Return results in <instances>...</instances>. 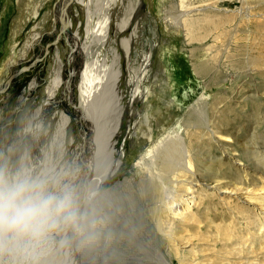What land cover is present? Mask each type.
Wrapping results in <instances>:
<instances>
[{
    "label": "rangeland",
    "instance_id": "rangeland-1",
    "mask_svg": "<svg viewBox=\"0 0 264 264\" xmlns=\"http://www.w3.org/2000/svg\"><path fill=\"white\" fill-rule=\"evenodd\" d=\"M77 1H68L70 19L72 32L80 31L83 44L85 18ZM171 3L173 0H144L136 8L131 27L117 35V39L115 23L126 15L128 3L124 0L125 8L121 9L120 3L117 7L114 4L111 13L118 17H113L114 30L110 31L109 38L115 39L117 45L108 43L102 47L88 43V57L84 60L77 42L63 28L67 19L60 17L61 0H0V89L8 76L17 73L0 93V158L14 166L23 163L34 172L47 169L53 175L63 176L65 182L74 184L82 194L93 195L90 204L97 220L98 236L89 244H80L69 232L70 244L59 255L60 264L172 263L174 258L156 230L154 207L158 187L147 183L137 186L140 180L133 165L148 148L150 140H156L173 127H180L182 132L183 126L189 124L188 137L196 156V172L202 174L204 183L213 187L216 184L212 182L220 181L227 192L244 182L252 190H264V22L255 35L256 40L242 41L246 35L243 26L237 28L241 40L230 42L228 34L223 35L222 42L211 50L216 54V62L196 75L193 66L203 63L204 51L213 43L205 47L188 45L182 36L168 34L160 19L164 11L172 10ZM36 5H40L38 17L32 16ZM249 11L254 23H260L257 17H264V3L252 6ZM33 32L41 36L23 57L24 44ZM132 36L130 61L123 58L121 62L119 94L112 90L108 101L98 103L101 108L90 107L89 100L99 101L106 85H111L108 79L116 70L111 48L119 47L124 57L120 40ZM149 48L153 53L151 68L138 86L139 95L130 105L135 86H130L128 81L133 76L135 80L139 78L141 60ZM87 63L88 71H92L91 83L81 97V75ZM97 68L93 82L92 73ZM55 71H60L62 85L44 110L43 129L41 133L36 128L27 130L26 123L33 110L46 100L45 91ZM104 72L99 83L100 87L105 83L101 87L104 90L96 91V80ZM205 92L209 96L205 99L207 102L203 98L199 101ZM81 107L88 109L84 115L89 120L88 126L82 121ZM61 115L69 119L63 138L55 136ZM116 124L120 126L114 139L116 153L110 156V147L105 148L106 156L99 166L94 161L96 166L91 168L94 172L87 176L84 162L91 161V157L86 145L96 140L88 128L93 127L95 134L101 126L109 137ZM208 124H211L210 130L219 128L229 136L230 148L223 149L224 143L217 137L210 140L201 133ZM117 153L121 156H116ZM117 159L121 162L119 168L114 162ZM106 169L107 173H114L116 169L112 180L99 192L89 193L86 177L94 180L97 170L96 175L100 176ZM164 192L163 188V196ZM223 193L222 190L214 198L203 199V203L193 206L192 220L183 223L175 220L169 225L173 236L182 244L186 242L180 248L182 257L200 264L236 263L233 261L237 257L233 253L236 249H255V242L249 235L243 237L245 229L239 228L245 218L239 213L249 212L251 208L239 199L246 198L244 192ZM246 218L250 219V214ZM236 223L239 229L230 240L224 241L219 227Z\"/></svg>",
    "mask_w": 264,
    "mask_h": 264
},
{
    "label": "bare ground",
    "instance_id": "bare-ground-1",
    "mask_svg": "<svg viewBox=\"0 0 264 264\" xmlns=\"http://www.w3.org/2000/svg\"><path fill=\"white\" fill-rule=\"evenodd\" d=\"M68 1L69 0H61L62 10L60 11V17L61 20L67 19V22L63 23V28H65L66 31H69L68 33L70 34L72 40L77 42L78 51L80 52V55L83 57V59H87L89 52L87 49L89 45L100 44L102 47L108 43H115L117 45V41L115 40L117 39V35L119 36L120 34H123L128 28L131 27L134 21V19L132 18H135L137 12L136 8L137 6L142 4L144 0H127L128 5L126 8L124 7V0H78L77 3H79L83 18H85V39L83 44H81L83 38L82 35L81 38L79 37L80 31L77 30L76 32H72L73 24L70 19L71 8L70 4H68ZM117 3H120V9L122 7L125 8L126 15L124 16V18H122V20L116 21L114 30L112 27L114 25L113 20L114 18L117 19L118 16L111 12L115 5L117 7ZM260 3H264V0H173V3H171L173 7L172 10L164 11L160 22L164 23L163 26H165V28L168 30V34L172 33L173 35L176 34L177 36H182L184 38V41L188 45L198 44L204 45L203 47H205L209 43H213L211 46L208 45V47L206 48L207 50L204 51L202 60L204 64L199 62V65L196 64V66L194 64L195 66H193L195 74L199 75L200 72L205 71L208 65L216 62V54L213 55L211 50L214 49L216 43L222 42L223 35L228 34L230 42L241 40L242 37L238 38L237 36V28L239 26H243L246 28V35L245 40L242 41H248V39L250 41V38L256 40L255 35L264 22V17L258 16L257 19H259L261 22L254 23V16L249 11V8H251L252 6H257ZM38 8H40V5L35 6L32 16H39ZM111 30H114L116 34L115 39H112V41L109 38V33ZM135 30L136 29H134V31ZM134 34L135 32L132 33V35ZM40 36L41 35L39 34V32H33L31 38L26 40V43L24 44V50L22 51L23 57L26 56L28 50L32 48V45L35 44L34 42L37 41ZM132 39L133 36L120 40V46L122 47L124 57L120 55L118 50L119 47L111 48L113 61L116 64V70L108 79L110 82L112 81L111 83H109L111 85L110 87L109 85H106L105 90L101 88L105 85V83L100 87L99 83L103 81V77L106 74L105 72L102 73L101 76L98 77V80H96V82H98L96 83V87L98 86V88H96L95 90L98 91L99 88L103 89V95L97 102L89 100L88 103H90V107L94 108L99 105V102H102L104 100L108 101L107 96L112 90H114L115 93L117 92V94H119L118 86L121 76V62L123 58L127 62L130 61V52L133 44ZM88 43L89 45H87ZM152 54V48H149L143 55L140 64L139 78H137L136 80L133 79L134 76L132 78H129L128 84L130 86H135V88L132 90V94L130 95V105L135 102L137 96L139 95L140 92L138 90V86L145 80V76L151 68ZM88 69L89 67L87 63L85 65V71L81 75L82 81L79 88V94L81 95V97L86 94L88 88L90 87L91 81L89 73H91L92 71L90 72L88 71ZM97 71L98 68L95 69L92 73L93 82L94 74ZM61 85L62 81L60 77V71H55L45 91L46 100L40 106H37L33 110L29 121H27L26 123L27 126L25 128L27 130L29 128L31 130L33 128H36L41 133L44 124V110L49 106V102H51V100L55 98ZM202 98L205 100L209 98V96L205 92L201 96L199 101H202ZM119 99H121V96ZM87 110L86 108H80V112L83 114L82 121L86 126L90 124L89 120L86 118V116H84L87 113ZM88 113H91V111ZM68 122V117L63 115L60 116L55 136L63 138V136L66 135ZM188 125H182L184 128L182 132H180V127H173L172 129L165 131L156 140H150L151 143L148 148L140 155L136 163L133 165L134 168L137 169V179L140 180V183L137 186H142L141 184L147 183L152 187L154 185L156 186V188L158 187V193L156 196L157 203L154 207V211L156 212V230L158 232V235L160 236L161 241L165 242V245L169 249L170 256L172 257V259L174 258V262L172 261V263L167 264H200L198 262H195L194 259H187L181 256L180 248L184 244H186V242L184 244L179 242L173 236L172 228L169 227V225H173L175 220L181 223L186 220H192L194 216L191 213V208L197 203H203V199L214 198V195L216 196L217 194H220L222 190L224 192L223 194L234 193L235 195H237V193L244 192L246 198L239 197V199L242 200L246 205H249L251 208L248 210L249 212L241 211V214L239 213V215H244L245 217L242 219V223H239V228L245 229L244 231L246 233L243 237L249 235L252 241L255 242L253 246V249L255 248L254 250H251L252 248L250 246V250H246V248L245 250H240V248H238L233 252L237 256L236 259L233 260L236 263H225V260H222L224 262L223 264H264V190H252L249 188L248 184L244 182L243 184L238 183L237 185H235L233 190L227 192L228 189L223 188L220 181L212 182V184H216L213 187H210V185L204 183L202 180V174L199 175L196 172V156L195 153H193L192 145L189 142L188 135L190 133V130L187 127ZM210 125L208 124L207 126H204V132L201 131V133L206 135L210 140H215V138L217 137L220 143H224L221 144L223 145V149L230 148L231 146L227 144L229 142V136L221 133L219 128L210 130ZM118 126L119 125L116 124L114 132H112L109 137L104 134L105 130L101 126L97 128L95 134L93 132V127L92 129L91 127L90 129L88 128L91 136L96 140L95 142L90 141L89 146L86 145L88 150L90 151L91 157V161H86L87 163L84 162V165L87 168V176L90 172H94V170L91 171L92 165H95L94 161H96L97 165L99 166L98 163H100L102 157L106 156V150L108 149V147H110V156L111 154L116 153V151H114V148L116 146V142L114 139L115 135H117L120 130V126ZM105 148L107 149L105 150ZM116 156L119 157L121 155L120 153H117ZM234 159L237 160L236 158ZM114 162L116 163V168H119L121 166L120 159H117ZM115 171L114 173H107L108 169H106L104 173L100 174L99 176V174L96 175L98 172L97 170V172H95V175L93 174L95 176L94 180H90L86 177L85 184H87V190L89 191V193L95 194L99 192V190L103 186H105L112 180ZM133 177L136 179L135 176ZM163 188L165 190L164 196L162 194ZM256 192L260 193L256 194ZM91 197H93V195ZM249 214L250 219L246 218V216ZM237 226L238 224L236 223V225L230 224L229 226L223 227L222 229L221 227H219V231L223 232L224 241L230 240V236H233V233L237 229H239L237 228ZM225 237H227V239ZM192 253L193 251L189 254L192 255Z\"/></svg>",
    "mask_w": 264,
    "mask_h": 264
},
{
    "label": "clouds",
    "instance_id": "clouds-1",
    "mask_svg": "<svg viewBox=\"0 0 264 264\" xmlns=\"http://www.w3.org/2000/svg\"><path fill=\"white\" fill-rule=\"evenodd\" d=\"M90 199L63 176L0 158V264H60L69 232L80 244L93 242Z\"/></svg>",
    "mask_w": 264,
    "mask_h": 264
},
{
    "label": "water",
    "instance_id": "water-1",
    "mask_svg": "<svg viewBox=\"0 0 264 264\" xmlns=\"http://www.w3.org/2000/svg\"><path fill=\"white\" fill-rule=\"evenodd\" d=\"M17 75V73L11 74L10 76H8L7 81L5 83V85L0 89V93L3 92L9 85L10 81Z\"/></svg>",
    "mask_w": 264,
    "mask_h": 264
}]
</instances>
